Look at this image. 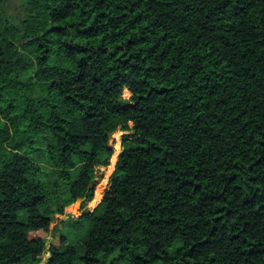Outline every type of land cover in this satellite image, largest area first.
Segmentation results:
<instances>
[{"label":"trees","instance_id":"1","mask_svg":"<svg viewBox=\"0 0 264 264\" xmlns=\"http://www.w3.org/2000/svg\"><path fill=\"white\" fill-rule=\"evenodd\" d=\"M77 199L45 264H264V0H0V264Z\"/></svg>","mask_w":264,"mask_h":264},{"label":"rangeland","instance_id":"2","mask_svg":"<svg viewBox=\"0 0 264 264\" xmlns=\"http://www.w3.org/2000/svg\"><path fill=\"white\" fill-rule=\"evenodd\" d=\"M20 4H21V0H8V12L10 14L18 13ZM122 95L125 98H128L130 96V92L127 89L126 90L123 89ZM129 124L131 125V123H129ZM129 133H131V131H124V130L118 129L110 135L109 144L113 149L112 154L116 151L114 148L116 143H118V145H119V150H118V154H119V152L121 151V140H122L124 135H127ZM118 154H117V156H118ZM111 157H112V155H111ZM110 164L111 163L109 160L108 165L102 166V167H97V169L99 171L98 175H97V180H98L97 187H100V189H101V198L103 196L104 190L108 186L109 177L114 170V167H113V170L111 171V173L108 176L106 175L107 167ZM94 194H95V192H94ZM101 198H99L97 201H94V196H93L92 200L86 202V209H88L89 211H92L94 209V207L99 203ZM81 204H82V200L76 201V202L72 203L71 205L65 207L63 214H55L53 220L50 223L49 229L47 231L37 230L35 232L30 233V235H29L30 237L41 236V237H44L46 240V250L41 255V260H40L39 264H45V262L47 261V259L49 257L48 249L51 246H58L59 245L62 232L67 233V235H68L67 240L63 243V247H66L70 244H73L74 239L81 236L84 228L87 227L86 222H83L81 227L73 226L70 229L67 228L66 225H64V223H66L68 220H70V219L76 220L80 217V215H81ZM63 221H65V222H63Z\"/></svg>","mask_w":264,"mask_h":264},{"label":"bare ground","instance_id":"3","mask_svg":"<svg viewBox=\"0 0 264 264\" xmlns=\"http://www.w3.org/2000/svg\"><path fill=\"white\" fill-rule=\"evenodd\" d=\"M126 90V89H125ZM115 152L112 154V157L110 159V165L107 167V172H106V175L108 176L111 171L113 170V167H114V164L116 163V160H117V154H118V150H119V145L118 143L115 144ZM104 180V179H103Z\"/></svg>","mask_w":264,"mask_h":264},{"label":"water","instance_id":"4","mask_svg":"<svg viewBox=\"0 0 264 264\" xmlns=\"http://www.w3.org/2000/svg\"><path fill=\"white\" fill-rule=\"evenodd\" d=\"M77 201H81V199H77Z\"/></svg>","mask_w":264,"mask_h":264}]
</instances>
